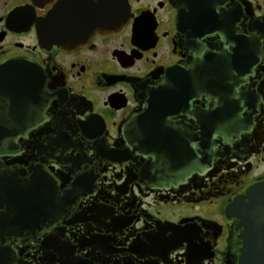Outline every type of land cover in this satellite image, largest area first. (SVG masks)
I'll return each mask as SVG.
<instances>
[{
	"label": "flooded vegetation",
	"instance_id": "af4514ba",
	"mask_svg": "<svg viewBox=\"0 0 264 264\" xmlns=\"http://www.w3.org/2000/svg\"><path fill=\"white\" fill-rule=\"evenodd\" d=\"M264 182V0H0V264H242Z\"/></svg>",
	"mask_w": 264,
	"mask_h": 264
},
{
	"label": "water",
	"instance_id": "95a60500",
	"mask_svg": "<svg viewBox=\"0 0 264 264\" xmlns=\"http://www.w3.org/2000/svg\"><path fill=\"white\" fill-rule=\"evenodd\" d=\"M229 212L244 227L242 264H264V182L251 188Z\"/></svg>",
	"mask_w": 264,
	"mask_h": 264
}]
</instances>
